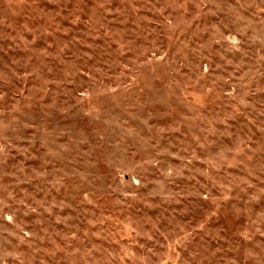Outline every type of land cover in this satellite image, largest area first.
<instances>
[{"label":"rangeland","instance_id":"obj_1","mask_svg":"<svg viewBox=\"0 0 264 264\" xmlns=\"http://www.w3.org/2000/svg\"><path fill=\"white\" fill-rule=\"evenodd\" d=\"M0 264H264V0H0Z\"/></svg>","mask_w":264,"mask_h":264}]
</instances>
